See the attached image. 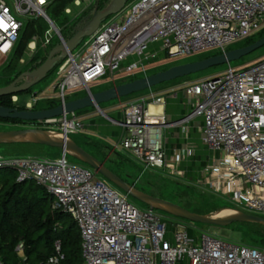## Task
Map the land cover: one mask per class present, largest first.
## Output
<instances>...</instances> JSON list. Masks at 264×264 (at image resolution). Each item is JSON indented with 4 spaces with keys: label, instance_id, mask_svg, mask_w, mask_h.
I'll return each mask as SVG.
<instances>
[{
    "label": "built area",
    "instance_id": "built-area-1",
    "mask_svg": "<svg viewBox=\"0 0 264 264\" xmlns=\"http://www.w3.org/2000/svg\"><path fill=\"white\" fill-rule=\"evenodd\" d=\"M53 1L13 0L11 6L9 0H0V62L12 55L28 19L48 20L47 9ZM52 26L63 40L57 25ZM263 29L264 0L128 1L76 49L64 51L67 55L58 62L51 93L65 103L71 100L68 90L83 88L91 94V84L105 77L147 76V64L161 59L159 50L150 49L152 43H159L160 52L171 57L211 49L222 53ZM51 31L45 32L47 43L54 35ZM29 80L31 76L24 79ZM185 92L192 105L185 119L204 118L202 139L213 151L201 185L225 197L237 211L264 217V59L200 79L186 86ZM45 97L50 95L34 93L25 100L24 109H37ZM152 98L123 103L120 118L99 110L110 125L121 129L120 138L113 142L114 151L137 159L146 169H177L190 147L168 159L163 132L175 122L152 107L159 102ZM11 99L20 108L19 94ZM24 125L57 130L68 140L87 128L78 112ZM67 154L54 159L0 155V169H14L17 182L43 185L52 207L72 215L81 231L85 264H178L185 259L189 264H264V248L204 232L193 235L184 221L169 225L162 211L149 206L139 209L129 194L112 187L97 172L71 164ZM17 252L25 257L22 243ZM63 259L57 242L56 253L46 264H62Z\"/></svg>",
    "mask_w": 264,
    "mask_h": 264
},
{
    "label": "rangeland",
    "instance_id": "rangeland-1",
    "mask_svg": "<svg viewBox=\"0 0 264 264\" xmlns=\"http://www.w3.org/2000/svg\"><path fill=\"white\" fill-rule=\"evenodd\" d=\"M80 1V4L77 3V0H73L68 4V7L71 8V13L66 12V9L61 12L56 11V5L54 4H51V6L47 9V15L50 19L55 21V24L59 28L61 35L62 32L64 34H67L69 31H71V29L73 31V27H75V30L78 31L81 29L89 28L91 20L100 10L99 6L104 0L102 2L101 0ZM9 3L11 6L14 5L13 0H9ZM112 3H114V0H108L104 8L109 7ZM35 19L40 21V23L44 24L46 28H49V30H52L51 34L54 35L49 43L46 42V37L44 36L42 39L37 38L35 40V44L31 45L32 42L29 44L24 58H22L20 61L19 71H22V73L27 71H33L32 67L34 66V64L38 62L41 58L49 55L50 51L61 42L60 36L58 34H55V29L53 28L49 20L44 17H38ZM254 36H258V34H255ZM245 41L246 40H243L230 45V49L235 46L241 47L246 43ZM30 45L33 47V49H31ZM150 49L159 50L158 54L161 59L147 64L148 74L160 72L176 65L194 62L221 53L219 49H211L192 55L171 57L166 56L164 52H160L161 46L157 42L152 43ZM263 59L264 46L240 58L239 60L213 66L197 73H193L191 75L172 80V82L176 80H185L187 81V84H185L184 87H186L192 85L194 82L200 79L223 74L229 67L235 68L237 70L244 69L254 65L255 63ZM5 64L6 60L0 62V87L12 83V78L15 74V71L13 72L11 70L6 69ZM142 76L144 75L137 74V76H133L129 73H121L117 74L114 80L111 77H105L97 81L96 83L91 84V89L92 92L101 91L114 85L125 83L133 78H141ZM56 81L57 75L54 74L34 85L32 87V91L19 93L20 101L18 106L24 109L25 100L30 99V97H32L34 93L40 97H44L49 94L52 100L59 101L55 97V94L51 93L54 90V85L56 84ZM167 83L168 82H164L159 85H155L151 88L145 89L141 92H137L122 98L113 99L107 102H102L99 107L90 106L83 110L77 111L79 116H81L86 123H90L91 125L83 133L81 132L78 134H72V139L81 146H83L94 156H96L100 160L105 161L106 165L110 169L116 172L127 182L135 185L137 188L147 193H150L157 197H161L166 200H170L189 210L191 209L194 212L198 211L202 214L220 216L221 212L226 209L233 210L235 214L238 213L237 209L229 206L231 204L228 200L217 196L212 190H209L202 186L201 182L199 181L200 179L198 178V176L201 174L202 169L206 167L209 160L208 149L206 148L207 145L205 143H195L196 150L192 154L193 156L191 155L193 159L191 166L193 168V171H195V176L189 175L188 177L178 175V171L181 170L180 166L177 167V169H146L144 165L137 159L132 158L124 152L113 150V142L116 139L109 136L108 133V131L111 130V128L109 127V124L111 123L108 118L101 113L99 109L103 110L108 116L119 117L121 112V105L123 103L134 101L143 97H151V94L162 91ZM86 95V90H84L83 88H75L73 89V91L68 90V97L72 96L73 99ZM46 99L47 98L45 97L41 101H39L41 108L46 106L47 102L44 101ZM26 127L29 126L24 125V123L21 124L0 121V132H7ZM37 127L39 126L37 125ZM46 130L51 132L54 131V133L58 132L57 130ZM61 154L62 150L59 148L28 141H17L0 144V155L4 156L21 155L54 159L61 156ZM67 157L71 164L94 171L92 167L88 166L78 157L69 153L67 154ZM191 166L189 165L188 167L191 168ZM4 174L5 172H0V176H3ZM98 177L106 180L112 187L116 188L118 191L124 192L101 175L98 174ZM129 200L139 209L145 210L148 208L147 204L131 196H129ZM162 213L165 217V220L170 223L169 225L184 221V223L190 226V233L193 235L195 234V232L196 234L204 232L210 235L221 237L229 241H238L248 245L264 248V228L260 225L253 223H236L227 227L205 225L202 223H194L187 220H182L163 211Z\"/></svg>",
    "mask_w": 264,
    "mask_h": 264
},
{
    "label": "water",
    "instance_id": "water-1",
    "mask_svg": "<svg viewBox=\"0 0 264 264\" xmlns=\"http://www.w3.org/2000/svg\"><path fill=\"white\" fill-rule=\"evenodd\" d=\"M129 0H114L109 7L100 9L90 22L89 28L77 31L71 38L63 40L57 44L49 53L47 59L35 70L27 71L17 77L12 83L0 87V97L28 92L34 85L45 79L48 74L56 67L59 60L66 57L64 51H72L76 49L84 38L94 34L100 27L102 22L109 16L120 12ZM48 20L52 25L55 23L47 15ZM264 46V36L255 42L238 48L229 49L201 60L189 62L185 64L176 65L160 72L150 74L133 81L117 84L107 89L92 92L86 96L68 100L65 103L48 108V109H19L17 107H7L0 105V118L22 120L25 123L42 121L45 119L55 118L64 115L65 113L77 112L90 106H97L102 102H107L113 99L122 98L145 89L151 88L164 82H169L178 78H182L193 73L208 69L213 66L230 63L260 49ZM26 76H31V80L24 81ZM24 81V82H23ZM38 133V139H29L30 135ZM17 141H28L39 143L50 147H56L71 155L78 157L88 166L92 167L95 172L110 181L113 185L120 188L122 191L129 194L131 197L147 204L151 208L166 212L176 218L187 220L194 223H202L205 225H214L227 227L234 223H257L264 227V217L249 214L244 211L230 216H216L202 214L189 210L179 204L161 197L154 196L147 193L135 185L130 184L113 170H111L105 163L92 153L87 151L84 147L76 141L70 139H53L47 134V130L38 127H26L22 129L11 130L7 132H0V144L11 143Z\"/></svg>",
    "mask_w": 264,
    "mask_h": 264
},
{
    "label": "trees",
    "instance_id": "trees-1",
    "mask_svg": "<svg viewBox=\"0 0 264 264\" xmlns=\"http://www.w3.org/2000/svg\"><path fill=\"white\" fill-rule=\"evenodd\" d=\"M71 1L73 0H54L52 4L56 5V11L61 12L68 8ZM107 2L108 0H104L99 9H104ZM48 29L35 18L28 19L24 23L15 49L5 64L6 69L15 71L12 81L22 73L19 71L20 61L24 58L29 44L35 37L42 39ZM77 31L73 27V31L71 29L67 34L62 32V35L67 40ZM263 36L264 29L258 33V36L246 39V43L241 47L249 45ZM47 57L48 55L36 62L32 70L38 68ZM58 65L59 63L46 78L56 74ZM11 96L0 97V105L15 107ZM71 99H73L72 96ZM44 101L47 102L46 106L41 108L39 102L37 109L53 108L60 104V101L52 100V98H47ZM0 121L25 123L19 119L0 118ZM0 172H5L3 176H0V260L3 264H46L48 259L56 253L57 242L60 243L61 252L64 254L62 264H85L81 231L72 215L52 207L51 195L43 185L35 181L17 182L16 171L11 168L0 169ZM21 243L24 246L25 257H21L17 252V247Z\"/></svg>",
    "mask_w": 264,
    "mask_h": 264
},
{
    "label": "crops",
    "instance_id": "crops-1",
    "mask_svg": "<svg viewBox=\"0 0 264 264\" xmlns=\"http://www.w3.org/2000/svg\"><path fill=\"white\" fill-rule=\"evenodd\" d=\"M66 12L71 13V8L68 7L66 9ZM186 82L187 81L185 80L168 82L164 86L162 91L153 93L150 95L151 97L148 98L153 100L152 96H154L155 100H159V102L154 103L152 107L155 109H160L170 122H175L173 125L166 126L163 132L164 146L168 159H172L175 154L179 152L183 147H190V154L187 155L179 164L181 168V170L179 171H181L182 173L181 175L188 177L189 175L195 176V171H193V168L191 166L193 160L192 154L196 150L195 143H204L202 139V126L204 124V118L202 116H196L191 118L190 120L185 119V117L192 109V105L190 104L185 92L184 85L187 84ZM115 117L120 118L121 112L119 117ZM86 125V129H88L91 124L86 123ZM109 127L111 128V130L108 131L109 136L113 137L116 140L119 139L121 129L110 124ZM206 148L208 149L209 154L207 165H209L212 162L213 151L208 146ZM189 165L191 166V168L188 167ZM204 169H202L201 174L198 176L199 179L203 178ZM216 195L225 198L221 195ZM178 264H189V261L185 259L183 261H180Z\"/></svg>",
    "mask_w": 264,
    "mask_h": 264
},
{
    "label": "bare ground",
    "instance_id": "bare-ground-1",
    "mask_svg": "<svg viewBox=\"0 0 264 264\" xmlns=\"http://www.w3.org/2000/svg\"><path fill=\"white\" fill-rule=\"evenodd\" d=\"M57 133L58 132L54 133V131L53 132L47 131L48 136H50L53 139H63L64 138V136L61 133H58V134ZM39 137H40V134L34 133V134L30 135V137H28V138L29 139H31V138L38 139ZM233 214H235V212L233 210L226 209V210H223L221 212L220 216L224 217V216H230V215H233Z\"/></svg>",
    "mask_w": 264,
    "mask_h": 264
},
{
    "label": "snow or ice",
    "instance_id": "snow-or-ice-1",
    "mask_svg": "<svg viewBox=\"0 0 264 264\" xmlns=\"http://www.w3.org/2000/svg\"><path fill=\"white\" fill-rule=\"evenodd\" d=\"M3 22L2 21H0V24H2Z\"/></svg>",
    "mask_w": 264,
    "mask_h": 264
}]
</instances>
